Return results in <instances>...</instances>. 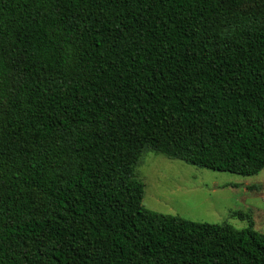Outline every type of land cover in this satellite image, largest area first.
Wrapping results in <instances>:
<instances>
[{
  "label": "trees",
  "instance_id": "1",
  "mask_svg": "<svg viewBox=\"0 0 264 264\" xmlns=\"http://www.w3.org/2000/svg\"><path fill=\"white\" fill-rule=\"evenodd\" d=\"M147 151L264 169V0H0V264H264L145 208Z\"/></svg>",
  "mask_w": 264,
  "mask_h": 264
},
{
  "label": "rangeland",
  "instance_id": "2",
  "mask_svg": "<svg viewBox=\"0 0 264 264\" xmlns=\"http://www.w3.org/2000/svg\"><path fill=\"white\" fill-rule=\"evenodd\" d=\"M144 184L142 205L158 213L242 230L249 214L264 234V169L254 176L193 166L155 152H144L135 170Z\"/></svg>",
  "mask_w": 264,
  "mask_h": 264
}]
</instances>
